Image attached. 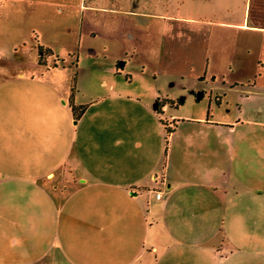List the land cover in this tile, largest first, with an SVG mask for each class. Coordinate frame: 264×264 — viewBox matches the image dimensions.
<instances>
[{
  "label": "crops",
  "instance_id": "0c3cea01",
  "mask_svg": "<svg viewBox=\"0 0 264 264\" xmlns=\"http://www.w3.org/2000/svg\"><path fill=\"white\" fill-rule=\"evenodd\" d=\"M8 3L27 40H12L4 60L44 72L0 79V264H264V102L258 118L244 111L264 99V54L253 51L264 46V0ZM98 13L104 48L136 54L153 26L157 40L140 47L143 62H96L108 81L77 118V79L58 63L76 69L81 45H60L56 28L84 30ZM38 44L54 52L48 67ZM254 62L252 75H234ZM161 82L184 84L190 109Z\"/></svg>",
  "mask_w": 264,
  "mask_h": 264
},
{
  "label": "rangeland",
  "instance_id": "374dc122",
  "mask_svg": "<svg viewBox=\"0 0 264 264\" xmlns=\"http://www.w3.org/2000/svg\"><path fill=\"white\" fill-rule=\"evenodd\" d=\"M20 13H16L14 7L8 3L7 5H3V7L0 6V79L1 77H3L2 75L5 73L7 74V72H9V70L11 71L12 69H22L27 71V74L31 75H35L38 72H44L43 69H41V71H35V70H31L30 68H24L23 66H16V65H10L7 64L8 62L5 61L4 59H6L7 57V52L8 55H10L11 53L15 52L16 49L13 48V46L10 44L12 42V40H21V41H25L27 40V22L26 20H24V18L22 16H17ZM90 14V13H89ZM89 14L87 15L86 19H85V25H84V30H82L81 26H74V30H69L67 28H65L62 25H58L56 28V35L58 36L61 41H60V45L61 44H66L67 46H75L76 45H81L79 46L77 49L73 50L71 53L74 54V57H77V59L74 60V63H76V69L75 66L73 67V64L70 63H65L62 61H60V63H58L57 61L55 63H58L60 65V70L58 71V74H62L64 78L68 79V80H72L74 81V76L77 79L76 82H78V90L79 92V96H80V101H82V105H84L85 107L88 106V104L92 101L93 96L92 94H97L101 91L104 90L105 87L104 84L107 83L108 81V74H110L108 71L106 70H100L98 72H94L93 68L96 65V62L98 63H110L111 61L118 59L120 57V61H124L122 59H126L128 61V64L131 62L132 63H136V61L138 62H143L144 60L148 59L149 57L146 54V50H142L140 47H144L146 46L147 42L149 41H155L157 40V36L155 33V27L153 26L151 28L152 33L151 34H142V38H138L136 42L138 44V50L136 52V54L133 53V50H130L129 54L126 55L124 52L125 48L120 49L117 48V45L112 48L111 43L112 41L109 40L108 44L109 47L111 48H104L105 45V40H104V19L106 15H103L102 13H98L99 15L95 18H90L88 17ZM152 26V25H151ZM122 30H125L122 29ZM125 36V33L122 32V34L120 35V37ZM35 37V36H33ZM119 37V38H120ZM232 39V35H229V40ZM128 46L133 45L132 42H130V39L125 40ZM31 42V40H30ZM29 42V43H30ZM223 43V42H222ZM135 44V42H134ZM225 45V44H224ZM227 45V44H226ZM230 45H232V41H230V44H228V47H230ZM225 47V46H224ZM231 50V49H229ZM232 51V50H231ZM256 55L255 56H263L264 54V46L262 45V47H258L256 48V51L253 50ZM125 55V57H124ZM134 56V59H133ZM229 58L231 57L230 52L228 51L226 54L223 52V55L220 59H218L219 61H224L225 57ZM123 57V58H122ZM51 58L54 59V56L49 57L45 62L46 64L43 67H48V61L51 60ZM264 59V58H263ZM78 61V62H77ZM264 61V60H263ZM247 64V63H245ZM51 65V69L53 64H49ZM114 68H116V64H114L113 66ZM129 67V66H128ZM246 67V65H245ZM252 69V70H250ZM257 69V65L254 62V68L251 65H247V68L244 69V71L242 70H238L234 72L235 76L241 77V76H246L247 73L249 72L251 75L253 74V70L255 71ZM129 73H131L133 75V77L136 79L135 83L133 84L134 86H139V79L138 76H140V72H141V68L140 67H134V69L130 68L128 69ZM126 68V72L128 71ZM105 71V72H104ZM121 72V71H120ZM260 72L257 73V75ZM262 73V72H261ZM98 74V75H97ZM222 82L218 83V85H221ZM162 89H167L168 93H170V99L178 102L181 101L183 102V98L188 100V103L186 104V106H183L184 109L182 108L181 111L182 113L187 111L188 109H190V107L192 106V97H188L190 95L187 94V91L184 90V84H180V83H174L173 85H171L168 89V87L166 86V83H160ZM207 85L210 86V83L207 82ZM206 87V86H204ZM230 86H228L227 88H229ZM250 90V87L248 86V84H246L244 87L239 88L238 93L243 94L245 93L247 96V91ZM236 93V90H233V92H231L230 95H234ZM91 94V95H90ZM255 95H257L258 93H256V91L254 92ZM234 98V97H232ZM256 101V102H255ZM260 102H264V99L262 98H251V99H246V101L244 100V104H245V112L252 116V117H257L258 116L255 114L254 110H253V106L256 104H259ZM86 103V104H85ZM81 105V104H80ZM90 108H92L90 106ZM89 108V109H90ZM234 111V110H233ZM264 117V116H263Z\"/></svg>",
  "mask_w": 264,
  "mask_h": 264
},
{
  "label": "trees",
  "instance_id": "16d2710c",
  "mask_svg": "<svg viewBox=\"0 0 264 264\" xmlns=\"http://www.w3.org/2000/svg\"><path fill=\"white\" fill-rule=\"evenodd\" d=\"M37 51L39 54L38 62H39L40 66H44L46 64L45 61L49 57H52L54 55V52L51 49L45 48L44 46H42L40 44L37 45ZM85 110H86V107L84 105H73V111H74V114L77 116V118L82 116L84 114ZM167 132H170V130H167Z\"/></svg>",
  "mask_w": 264,
  "mask_h": 264
},
{
  "label": "built area",
  "instance_id": "2783aa9c",
  "mask_svg": "<svg viewBox=\"0 0 264 264\" xmlns=\"http://www.w3.org/2000/svg\"><path fill=\"white\" fill-rule=\"evenodd\" d=\"M161 197H162V192H157V193H156V198H157V199H160Z\"/></svg>",
  "mask_w": 264,
  "mask_h": 264
}]
</instances>
